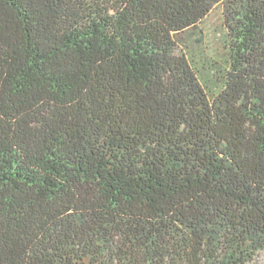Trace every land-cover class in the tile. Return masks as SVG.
Segmentation results:
<instances>
[{
  "label": "trees",
  "instance_id": "obj_1",
  "mask_svg": "<svg viewBox=\"0 0 264 264\" xmlns=\"http://www.w3.org/2000/svg\"><path fill=\"white\" fill-rule=\"evenodd\" d=\"M219 4L214 91L175 53ZM264 0H0V264H256Z\"/></svg>",
  "mask_w": 264,
  "mask_h": 264
},
{
  "label": "rangeland",
  "instance_id": "obj_2",
  "mask_svg": "<svg viewBox=\"0 0 264 264\" xmlns=\"http://www.w3.org/2000/svg\"><path fill=\"white\" fill-rule=\"evenodd\" d=\"M229 51L227 29L224 24V8L217 5L194 30L183 35L175 53L185 55L199 75L204 86L214 91L220 85V76ZM256 264H264V250H260Z\"/></svg>",
  "mask_w": 264,
  "mask_h": 264
}]
</instances>
